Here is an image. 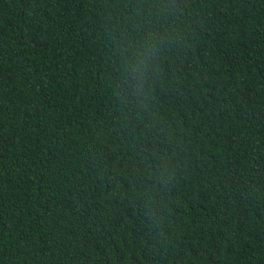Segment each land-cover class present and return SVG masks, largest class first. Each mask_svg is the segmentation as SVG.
Instances as JSON below:
<instances>
[{
  "label": "trees",
  "instance_id": "1",
  "mask_svg": "<svg viewBox=\"0 0 264 264\" xmlns=\"http://www.w3.org/2000/svg\"><path fill=\"white\" fill-rule=\"evenodd\" d=\"M0 264H264V0H0Z\"/></svg>",
  "mask_w": 264,
  "mask_h": 264
},
{
  "label": "clouds",
  "instance_id": "2",
  "mask_svg": "<svg viewBox=\"0 0 264 264\" xmlns=\"http://www.w3.org/2000/svg\"><path fill=\"white\" fill-rule=\"evenodd\" d=\"M163 39L155 32L145 31L139 40L126 41L119 53L118 67L129 87L137 93L150 87L157 69V56Z\"/></svg>",
  "mask_w": 264,
  "mask_h": 264
}]
</instances>
